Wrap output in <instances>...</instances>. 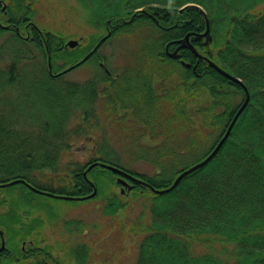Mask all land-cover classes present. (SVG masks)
<instances>
[{"label": "trees", "instance_id": "obj_1", "mask_svg": "<svg viewBox=\"0 0 264 264\" xmlns=\"http://www.w3.org/2000/svg\"><path fill=\"white\" fill-rule=\"evenodd\" d=\"M77 1L91 33L72 32L46 18L40 22L42 0H0V230L6 243L0 264H88L87 245L48 243L46 226L61 219L44 213L51 198L101 200L103 213L112 218L140 201L144 207L129 224L138 243L135 264H264V0ZM207 20L213 39L206 46L196 36L206 31ZM186 35L200 54L243 81L250 103L212 160L157 194L212 152L246 96L242 86L188 47L180 59L168 56L166 46ZM70 39L78 40L77 47L67 45ZM120 39L134 42V62L115 79L117 69L108 67L100 50ZM93 66L103 78L66 79ZM97 82L103 85L101 98ZM134 98L142 109L131 103ZM100 101L110 123L119 118L134 128L126 138L136 147L119 152L118 142L106 137L108 121H100L94 109L82 108L79 122L68 120L66 126L70 105ZM171 123L186 136L180 144L168 145ZM97 133L103 139L93 155L83 163L73 159L72 144ZM202 148L195 162L184 161ZM98 161L123 175L96 166L85 176ZM137 163L149 164L153 173L136 170ZM119 176L133 184L127 197L118 192ZM17 179L24 183L8 185ZM29 185L61 196L84 197L94 187L97 193L91 200L69 201Z\"/></svg>", "mask_w": 264, "mask_h": 264}, {"label": "rangeland", "instance_id": "obj_2", "mask_svg": "<svg viewBox=\"0 0 264 264\" xmlns=\"http://www.w3.org/2000/svg\"><path fill=\"white\" fill-rule=\"evenodd\" d=\"M82 14L83 10L77 0H42V3L39 6L38 18L40 22H43L45 18L49 19L52 22H56L61 28L68 29L72 32L83 30L84 28L88 33L93 32L92 28L82 19ZM2 41L3 38H0V44ZM134 48L135 44L133 41L130 42L127 39H120L105 44L100 50V53L106 57V63L110 69H117L119 74H122V72L129 70L131 64L134 62L133 55L130 56L132 52H134ZM101 73L102 71L94 66L86 69L80 67L78 70L67 73L66 79L83 83L91 80L95 75L103 78L104 76ZM124 82L129 83V80L126 78ZM96 86L101 98L104 92L101 90L103 85H101V82H97ZM125 92L124 95H133L132 92H127L126 94ZM130 101L133 105L138 106L136 109L143 108L138 99L134 98ZM91 102L89 104L84 103L82 107L80 106L78 108L74 107L76 105H70L67 108L69 110L71 108V112L68 114L66 126L68 127V120L70 123L79 122L78 118L83 109L86 111L94 109V111L100 116V121H108L106 115L103 114L104 108L102 107L101 101L99 104H93ZM161 108L162 106H160V109ZM124 113L121 114L124 115ZM128 115H131V113L129 112ZM133 117L136 118L135 115ZM130 119L127 117V120ZM107 123L109 125L106 137L109 140H113V142H118L115 147H117L119 152L125 151V149L131 150L137 146V143L126 138L128 133L127 129L132 128L131 126L125 124L124 126L121 125L119 118H117L115 124L110 123V121ZM168 128L173 131L169 136L170 140L168 145L180 144L183 138L186 137L185 135H182L181 132H175L179 129L176 124L171 123L168 125ZM137 130L140 131L139 127ZM132 131L136 132L134 128H132ZM101 139H103L101 133H97L93 135V139L90 141L88 139H86L88 140L86 141L84 138L75 141L72 144L71 149L72 158L78 159L83 163L86 158L93 155L96 143L101 142ZM159 141L163 142V140ZM148 142L153 143L152 140H148ZM204 150L205 148H202L197 152L191 153V156L185 158L184 161L195 162ZM135 168L143 173H153L154 171L149 164L137 163ZM118 189V192L120 193V188ZM123 196L127 197V195ZM128 196H130V194H128ZM48 203L50 205L52 204V206L44 213H49L51 215L54 213L56 218H61L58 222H53L54 224H52V226L47 225L45 228L49 235V244L53 245L54 243L55 246L62 248H69L79 244L87 245L90 249L88 264L136 263L138 243L137 239L132 237L129 233V224L132 221H135L144 207L140 201H132L131 208H129L127 212L118 213L115 218L103 213L104 205L101 200L95 202L85 200L80 203H69L68 201H60L51 198L48 200Z\"/></svg>", "mask_w": 264, "mask_h": 264}, {"label": "water", "instance_id": "obj_3", "mask_svg": "<svg viewBox=\"0 0 264 264\" xmlns=\"http://www.w3.org/2000/svg\"><path fill=\"white\" fill-rule=\"evenodd\" d=\"M5 9V5L3 7V10ZM181 13L183 12V10L181 9L180 11ZM206 26H207V29L205 31V33L201 34V35H198V37H207L209 38L208 40H212V37H210V26H209V22L207 20V23H206ZM110 33L103 37L100 41H99V44L94 48L93 51L97 50L99 45L101 43H103L108 37H109ZM177 43L179 44V46L176 48L175 52L173 53H168V55L173 58V59H178L180 56L178 54V51L181 49V48H185L187 45L190 46V48L193 49V51L197 54V56L200 57V55H198L197 51L195 48H193V46L191 45L190 43V39H189V35H186L185 39H182V40H177L174 42V44ZM207 43V42H206ZM78 40H69L67 41V45L70 47V48H75L77 47L78 45ZM89 52L88 56H86L80 63H83L85 61L88 60V58L92 55V52ZM208 62L210 63L211 67H213L214 69L217 70V72L219 74H222L225 78H227L228 80H230V82H234L240 86H242V88L246 91V97L244 99V102L243 104L239 107V109L236 111L237 113L235 114V116L233 117V120L230 122V125L228 126V128L226 129V131L224 132V136L217 142V144L215 145V147L213 148V151L206 156V158L204 160H202V162H199L195 165H192V167H190L189 169L181 172L180 175H178V177L175 179V182L172 184L171 188H168V189H163V190H156L155 192H157V194H160V193H167L169 191H171V189L175 188L180 182H181V179L184 178L185 176L191 174L193 171L195 170H198L200 168H202L205 164H207L210 160L213 159V157L219 152V150L223 147V143L228 139V137L231 135V131L233 130L234 128V125L236 124L235 122L237 121V119L243 114V111L244 109L247 107V105L249 104L250 102V93H249V90H247L246 86L244 85L243 81L240 80V79H237L236 77H234L233 75H230L229 73H227L224 69H222L221 67L219 68L214 62H212L211 60H208ZM183 64L186 66V67H190L191 65L189 63H185L183 62ZM103 65V64H102ZM74 67H70L69 69H67L65 72L67 71H70L72 70ZM98 163H94L93 165L89 166V168L87 169V171H90L94 166H96ZM103 168H107L113 172H117L119 173L120 175L123 174V172L117 168L116 166L113 167L111 165H107V164H100ZM85 174V173H84ZM86 176V174H85ZM119 183H121L123 185L122 187V192H124V188L125 187H128V189H131L132 186L127 183L124 179L122 178H119ZM18 182H21V183H24V180H21V179H17L16 181H13V182H10L8 183V185L10 184H18ZM28 187H31L32 190H34L36 193L40 194H44V195H47L49 197L53 196V197H58V198H65V199H68V200H72V199H77V197H71V196H66V195H56L54 193H50V192H47V191H43V190H38L32 186H28ZM95 194H96V189L94 190V192L84 198H93L95 197ZM84 198H78V199H84ZM0 234L1 236L3 235V232L0 231ZM2 246L0 247V251L4 250L5 249V243H4V240L2 239Z\"/></svg>", "mask_w": 264, "mask_h": 264}, {"label": "flooded vegetation", "instance_id": "obj_4", "mask_svg": "<svg viewBox=\"0 0 264 264\" xmlns=\"http://www.w3.org/2000/svg\"><path fill=\"white\" fill-rule=\"evenodd\" d=\"M176 47V46H175ZM173 50H175V48L173 49ZM172 50V51H173ZM181 56V55H180ZM196 66V65H195ZM104 71L106 72V70L104 69ZM106 74H109L110 76L112 75L111 73H110V71H109V73L108 72H106ZM58 75V74H57ZM147 75V77H149V75H148V73L146 74ZM115 79H119L120 77H121V74H119V73H116L114 76H113ZM155 82H158V80H156ZM131 113V115H129V117L130 118H133V117H131L132 115H133V113L132 112H130ZM134 119V118H133ZM85 147V146H84ZM127 192V190H125V193H123V194H127L126 193ZM0 246H1V244H0ZM6 250V249H5ZM5 250H2V251H0V260H1V258L3 257V253H4V251Z\"/></svg>", "mask_w": 264, "mask_h": 264}, {"label": "bare ground", "instance_id": "obj_5", "mask_svg": "<svg viewBox=\"0 0 264 264\" xmlns=\"http://www.w3.org/2000/svg\"><path fill=\"white\" fill-rule=\"evenodd\" d=\"M28 65V64H27ZM16 80V79H15ZM21 86V85H20ZM23 88V87H22ZM20 90V89H19ZM77 203H78V201H77ZM80 203V202H79Z\"/></svg>", "mask_w": 264, "mask_h": 264}]
</instances>
